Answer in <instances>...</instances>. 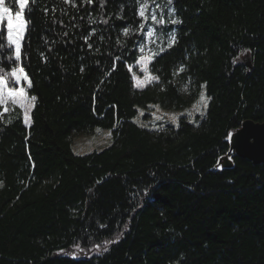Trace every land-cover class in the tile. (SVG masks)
<instances>
[{"label":"trees","instance_id":"trees-1","mask_svg":"<svg viewBox=\"0 0 264 264\" xmlns=\"http://www.w3.org/2000/svg\"><path fill=\"white\" fill-rule=\"evenodd\" d=\"M172 2L176 40L137 88L143 0H29L21 60L0 56L36 97L30 125L0 106V264H264V163L220 162L229 134L264 122V0ZM201 92L203 116L141 126V109H189ZM97 129L111 144L76 153Z\"/></svg>","mask_w":264,"mask_h":264},{"label":"snow or ice","instance_id":"snow-or-ice-1","mask_svg":"<svg viewBox=\"0 0 264 264\" xmlns=\"http://www.w3.org/2000/svg\"><path fill=\"white\" fill-rule=\"evenodd\" d=\"M14 2L19 4V10L13 14V11L9 8L4 6V0H0V26H4L6 22V40L7 45L4 43V31L0 30V50L4 49L6 46L11 47L14 45V52H9L7 55H5L2 51H0V56H3L4 59L7 60H14L15 62H19L21 60V40L23 39L25 27H26V21L24 18V10L26 7H28L29 0H14ZM65 3H69V0H64ZM85 3L91 4L92 0H84ZM101 7H103V0H101ZM156 7H161V5H156ZM148 8V0H143V3H141L140 7L138 8V15L142 18L147 19L145 16V9ZM55 11V9H53ZM45 12H47V9H45ZM175 14V9L171 7V0H169L168 5V16L170 19V22L173 24L180 23L178 19H172V17ZM151 20L153 23L162 24L164 22L163 19V12H161L160 20H157V13L155 10L151 11ZM119 18V17H118ZM94 21H90L92 23ZM104 23H107V20L103 21ZM141 29L144 28V24H140L139 26ZM125 36L129 34V30L126 28L123 33ZM67 35V33H65ZM149 36L153 35L152 32L148 33ZM175 42V34H170L169 44L168 46L171 47V45ZM91 47V45H89ZM143 51V49H141ZM163 51V49H161ZM83 68H81V72H83ZM113 70L114 67H113ZM183 67L181 66L179 71H183ZM146 71V69H144ZM110 75V73H109ZM11 78V84L9 83V79ZM134 79H137L135 76ZM158 77L150 76L148 77L147 82H151L153 80H158ZM26 83L27 88H31L32 82L30 78L28 77L27 73L24 71V67L20 66L18 63L16 64H10L8 67V70L5 71L3 68H0V106H3V111L7 112L8 108L7 105L9 102H11L13 105H19L21 108L24 109V122L25 124L28 123V111L30 107L34 104L36 97L32 96L30 99L27 96V92L23 84ZM144 85V81H138L135 84V87L140 88ZM205 87V86H202ZM187 90V89H185ZM200 105L203 106V108L206 110L208 107V99L205 97V94L201 92L199 102L197 105H194V108H196L197 111H200ZM151 107V106H150ZM157 110H159V105H156ZM167 115V114H166ZM191 115V113H189ZM204 113L201 112V116H203ZM156 119H161L160 116H156ZM171 119L175 121L177 119L176 115H171ZM142 127H147V125H141ZM198 126V125H197ZM100 129H97V132H99ZM109 138L111 137L112 133L109 131L106 134ZM230 142L232 139V135L229 134L226 137ZM231 157H229L230 159ZM2 186V184H0ZM111 242H118L117 241H105V248L104 250L107 251V244ZM100 245H96V249H99ZM81 250L82 249H78Z\"/></svg>","mask_w":264,"mask_h":264},{"label":"rangeland","instance_id":"rangeland-1","mask_svg":"<svg viewBox=\"0 0 264 264\" xmlns=\"http://www.w3.org/2000/svg\"><path fill=\"white\" fill-rule=\"evenodd\" d=\"M6 1L7 0H4V6L7 7ZM151 3L152 2L149 0L148 8L145 9V16L147 17V19L144 18V23L145 24L148 23L147 31H146V38H145L144 43L140 44L139 46L140 57L136 63L135 68L133 69L134 76L137 78V79H134L135 84L138 81H144V85L142 87L147 86L148 84L154 81L153 80L150 83L147 82L148 77L154 76L150 71V63L152 62V60H154V58L158 54L164 52L167 48H169L168 44H169L171 33L175 34V40H176V34H177V28H178V23L176 24L171 23L169 16H168L169 0H155V2L150 6ZM156 5H161V7H156ZM171 7L175 9V6L172 0H171ZM152 10L156 11L157 20H160L161 18L160 14L161 12H163L164 22L162 24H157V23L152 22L151 15H150ZM13 14H15L14 11H13ZM175 15H176V11L172 19L177 18ZM5 26H6V22H5ZM2 27L3 26H0V30L2 29ZM25 32H26V27H25L24 35H25ZM149 32H152L153 35L149 36L148 35ZM24 35H23V39H24ZM23 39L21 40V46H22ZM141 49H143V51H141ZM161 49H163V51H161ZM245 60L247 61L248 58H245ZM144 69H146V71H144ZM24 84L26 85V83ZM26 92H27L28 98L30 99L31 96L28 93L27 89H26ZM198 102H199V99L195 101L189 109H184L180 111L165 110L160 106H159V110H157L156 105H151L148 111H146L145 109L140 110L139 118L142 117V120H140V122H143V124H146L147 126L152 127V128H158L160 126H164L165 123L178 126L182 117H187L188 119H194L197 115H201V112L204 113L205 109L203 108L202 105H200V111H197L196 108H194V105H197ZM208 102H209V99H208ZM33 107H34V104L30 107L28 111L29 119H28L27 125H30V117H31V112L33 110ZM189 113H191V115H189ZM171 115H176L177 119L173 121L171 119ZM156 116H160L161 119L157 120ZM107 133L108 131H102L100 129L99 132L96 131V133L94 134H89V135L80 134L77 137L75 136L73 138V143H74L73 147H74L75 152L78 154H86L94 150H100L103 147L108 146L112 142V135L109 138L106 135ZM95 254H100V252L96 250L92 252L91 254H88V253H82L81 250L77 249V252L74 253L73 255L80 258V257H86V256L90 257Z\"/></svg>","mask_w":264,"mask_h":264},{"label":"water","instance_id":"water-1","mask_svg":"<svg viewBox=\"0 0 264 264\" xmlns=\"http://www.w3.org/2000/svg\"><path fill=\"white\" fill-rule=\"evenodd\" d=\"M231 153L252 161L255 165L264 163V122L246 120L242 126L232 134L231 148L227 156L221 159L223 167H232L229 159Z\"/></svg>","mask_w":264,"mask_h":264}]
</instances>
